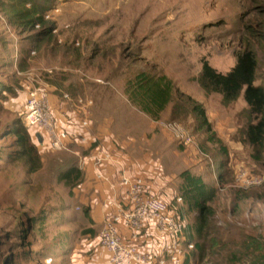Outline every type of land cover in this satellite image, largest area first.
Wrapping results in <instances>:
<instances>
[{
	"label": "rangeland",
	"instance_id": "rangeland-1",
	"mask_svg": "<svg viewBox=\"0 0 264 264\" xmlns=\"http://www.w3.org/2000/svg\"><path fill=\"white\" fill-rule=\"evenodd\" d=\"M245 52L264 90V0H0V264H100L99 229L75 196L81 180L60 179L97 148L136 176L139 161L146 176L189 170L217 187L212 251L195 246L197 209L172 192L185 226L182 263L264 264V147L257 153L246 137L254 116L243 92L225 103L201 85L204 61L225 74ZM142 71L163 73L174 86L157 119L126 94V81ZM33 88L47 95L58 127L72 131L65 148L53 149L43 129L24 124ZM194 103L210 132L198 126ZM96 129L103 133L85 138ZM18 133L39 156L34 171ZM239 171L261 181L243 185Z\"/></svg>",
	"mask_w": 264,
	"mask_h": 264
},
{
	"label": "trees",
	"instance_id": "trees-1",
	"mask_svg": "<svg viewBox=\"0 0 264 264\" xmlns=\"http://www.w3.org/2000/svg\"><path fill=\"white\" fill-rule=\"evenodd\" d=\"M40 20L41 18L38 16L31 21ZM39 33L41 34V32ZM39 33L36 36H39ZM255 67L256 61L250 52L239 55L234 67L225 74L215 71L208 62L204 61L202 64L201 85L207 91L220 93L225 103L235 100L240 92H243L248 112L254 116L255 120L247 125L246 137L249 144L258 153L264 147V90L260 86L254 85ZM125 85L128 98L137 105L139 110L152 119L159 117L166 105L171 101L174 92L172 81L163 73L150 74L142 71L137 73L132 79H128ZM191 112L195 114L198 126L206 127L207 132H210L211 125L203 107L194 103L191 106ZM17 138L24 148L23 153L27 154L30 165L29 171L36 170L40 166L36 149L32 146L29 152L25 148L29 144L24 134L18 133ZM253 157L256 158L257 156ZM179 177L181 179L183 203L190 207L194 206L197 209L193 233L195 237L201 238L202 242H196L195 246L204 250L207 247L212 251L218 242L216 239H209L208 231L212 215L210 202L216 197L217 187L205 182L202 174H192L189 170L180 172ZM218 177L220 178L221 175L218 174ZM60 179L67 185L72 186L82 179V171L80 168L73 166L62 172ZM250 248H252L253 252L261 249L257 245ZM182 264L190 263L186 258Z\"/></svg>",
	"mask_w": 264,
	"mask_h": 264
},
{
	"label": "built area",
	"instance_id": "built-area-1",
	"mask_svg": "<svg viewBox=\"0 0 264 264\" xmlns=\"http://www.w3.org/2000/svg\"><path fill=\"white\" fill-rule=\"evenodd\" d=\"M24 124L28 127L43 129L53 149L65 148L68 133L60 129L52 113L49 99L45 93L35 88L26 95L22 114ZM180 140L188 143L189 138L184 132H178ZM95 168V174L107 181L99 166L103 162H113L114 158L102 149H95L88 157ZM120 184L124 187L127 203L118 204L116 211L105 218L99 232V243L109 256V264H182L176 253L169 251L159 256L144 252L136 244L125 243L118 226L122 224L136 238L149 220H154L156 227L164 236L178 243L184 234L185 226L167 202L153 194L147 183L140 176H131L120 167ZM238 180L243 185L260 182V178L248 177L244 171H239ZM182 201L181 196L175 198ZM192 247L191 244L188 245Z\"/></svg>",
	"mask_w": 264,
	"mask_h": 264
},
{
	"label": "crops",
	"instance_id": "crops-1",
	"mask_svg": "<svg viewBox=\"0 0 264 264\" xmlns=\"http://www.w3.org/2000/svg\"><path fill=\"white\" fill-rule=\"evenodd\" d=\"M66 130L68 134L72 132L67 127ZM86 133L87 131H85L84 135ZM102 133L103 131L96 129L95 132H92L90 135L87 133L88 136L86 135L85 138L89 140L92 139L94 135L100 136ZM113 158V162H103L99 166L101 173L107 177V181L99 178L95 174L94 165L89 158L85 159L83 164L79 163L78 165V168L82 171L81 189H83V192H76L75 196L77 201L85 207L84 209L88 212V217L92 221V226L97 227L99 232L105 218L116 211V206L118 204L125 205L127 203L125 189L120 184V167L123 168L126 174L135 176V173H131L132 171L130 169L122 165V159L118 157L115 158L114 156ZM162 162L167 167L168 163L164 160ZM140 165H142V162L139 163L138 161L136 169H138L139 173H137V175L143 178L153 194L163 199L172 210H175L173 204H176L174 201V196L176 195L172 192L182 191L179 174L173 179L168 175H166V177L156 178L154 172H150L148 173L149 175L146 176L144 171H142L143 169H139ZM147 169L150 168L147 167ZM118 228L125 243L136 244L141 250L154 256L172 251L177 254L181 261L182 255L180 256V245L167 239L164 234L158 230L154 220H149L136 238L132 237L130 231L122 224H120ZM103 253L104 254L97 262L100 264H109L108 253L105 251Z\"/></svg>",
	"mask_w": 264,
	"mask_h": 264
}]
</instances>
